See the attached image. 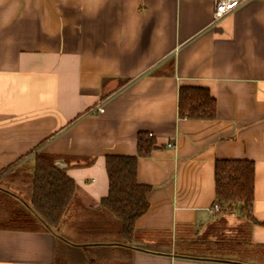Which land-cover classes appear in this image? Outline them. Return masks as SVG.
Wrapping results in <instances>:
<instances>
[{"label": "crops", "instance_id": "obj_1", "mask_svg": "<svg viewBox=\"0 0 264 264\" xmlns=\"http://www.w3.org/2000/svg\"><path fill=\"white\" fill-rule=\"evenodd\" d=\"M216 2L0 0V264H60L61 252L66 264H264V0L218 20ZM182 86L208 90L213 120L178 115ZM139 132L156 149L137 162V182L151 190L132 238L65 241L107 196L106 157L136 156ZM39 155L75 183L62 235L17 217L30 212ZM216 160L254 163L261 224L210 210ZM222 246L248 255L214 253Z\"/></svg>", "mask_w": 264, "mask_h": 264}, {"label": "trees", "instance_id": "obj_2", "mask_svg": "<svg viewBox=\"0 0 264 264\" xmlns=\"http://www.w3.org/2000/svg\"><path fill=\"white\" fill-rule=\"evenodd\" d=\"M178 115L192 120H213L215 100L206 88L182 86L178 96ZM155 149L154 136L139 132L136 136V156L106 157L107 196L100 200L98 211L88 213L90 220L83 222L77 219L69 226V238L77 233L88 236V242L80 244L99 243V246L118 240L125 243L132 238L135 221L148 209L147 196L151 190L149 186L137 182V162L139 158L150 157ZM254 174L252 161H215L214 198L220 212L230 209L254 224H261L251 214ZM30 186V212L18 213L17 217L22 218L23 223H29V226H40L55 232L72 208L74 181L47 157L39 155L33 161ZM103 211L120 222L117 231L112 230V223ZM69 238L65 241L73 242Z\"/></svg>", "mask_w": 264, "mask_h": 264}, {"label": "rangeland", "instance_id": "obj_3", "mask_svg": "<svg viewBox=\"0 0 264 264\" xmlns=\"http://www.w3.org/2000/svg\"><path fill=\"white\" fill-rule=\"evenodd\" d=\"M16 179V181L17 182H21V178H15ZM23 182H24V180H22ZM30 188V191H31V186L29 187ZM72 209V208H71ZM70 209V210H71ZM230 209H224L223 211H221V212H219L220 214H229V212L231 213V212H233V214H236L239 218L237 219V220H239L240 218L241 219H245L244 217H242L240 214H238L237 212H235V211H233V210H230ZM70 212V211H69ZM69 212H68V214H69ZM68 214H67V216H68ZM103 214H104V216L108 219V220H111V225H112V230H118L119 229V227H120V222L118 221V220H116L115 218H113L109 213H107V212H105V211H103ZM67 216L65 217V218H67ZM87 219H86V221H88V220H90V216L87 214ZM69 219L70 218H74V215L73 216H70V217H68ZM247 220V219H246ZM221 231L222 230H225L226 229V222H225V220H223L221 223ZM244 223H240V224H238V225H236L237 226V228H238V230H239V232H241L242 231V233L244 232V229H243V227H242V225H243ZM62 226H66V224H64V221L61 223V225L58 227V228H56L55 229V231L56 232H58L59 234L61 233V235L63 234V229H61V228H65V227H62ZM67 227V226H66ZM65 233V232H64ZM85 235V234H84ZM71 238H69V239H71V241H73L72 243H84L85 241L86 242H88V240H86L87 239V237L88 236H81L80 234H74V235H72V236H70ZM89 242H90V240H89ZM215 245V244H214ZM213 244L212 245H199L198 247H200L199 248V250H202V251H211L212 249H213V246H214ZM221 245H223V244H221ZM85 248H89V247H85ZM224 248H227V247H225V246H222V249L223 250H217L218 252H214V253H218V255H220V256H222V257H233L234 259H238V260H241V259H245L247 256H245V255H248V254H244V253H246L245 251H243V250H239L238 249V247H234V249H232V250H234L235 251V255H234V251H233V253H228V255L226 256V254H224L222 251H226ZM80 249H82V251L80 252H76V253H73L72 254V258L77 262L78 260H85L86 261V252L84 251V247H82V248H80ZM191 252H192V250H191ZM214 253H212V255H215ZM241 253V254H240ZM58 257H59V259L62 257V260H61V262H60V264H66V261L63 259L64 258V256H63V252H61L60 253V255H58ZM67 260L69 261V259L67 258Z\"/></svg>", "mask_w": 264, "mask_h": 264}, {"label": "built area", "instance_id": "obj_4", "mask_svg": "<svg viewBox=\"0 0 264 264\" xmlns=\"http://www.w3.org/2000/svg\"><path fill=\"white\" fill-rule=\"evenodd\" d=\"M247 0H217L214 6V19L218 20L225 15L229 14L232 12L234 9L240 7L244 2ZM103 112V107L99 106L97 107L93 113H102ZM171 146V145H169ZM212 212H219L220 207L218 204H214L211 209Z\"/></svg>", "mask_w": 264, "mask_h": 264}, {"label": "water", "instance_id": "obj_5", "mask_svg": "<svg viewBox=\"0 0 264 264\" xmlns=\"http://www.w3.org/2000/svg\"><path fill=\"white\" fill-rule=\"evenodd\" d=\"M55 166H56L57 168H59V169H62V168H63V167H62V164H60V163H58V164L56 163Z\"/></svg>", "mask_w": 264, "mask_h": 264}]
</instances>
